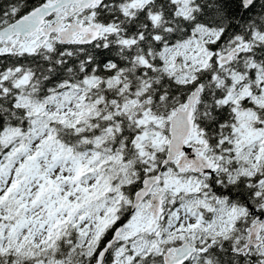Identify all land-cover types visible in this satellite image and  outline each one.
Segmentation results:
<instances>
[{
	"label": "snow or ice",
	"instance_id": "6c2138e0",
	"mask_svg": "<svg viewBox=\"0 0 264 264\" xmlns=\"http://www.w3.org/2000/svg\"><path fill=\"white\" fill-rule=\"evenodd\" d=\"M0 264H264V0H0Z\"/></svg>",
	"mask_w": 264,
	"mask_h": 264
}]
</instances>
